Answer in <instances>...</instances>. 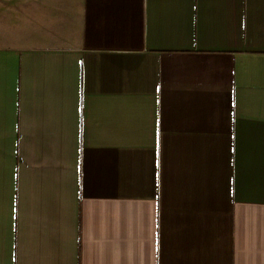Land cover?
I'll list each match as a JSON object with an SVG mask.
<instances>
[{
	"label": "crops",
	"instance_id": "0c3cea01",
	"mask_svg": "<svg viewBox=\"0 0 264 264\" xmlns=\"http://www.w3.org/2000/svg\"><path fill=\"white\" fill-rule=\"evenodd\" d=\"M0 264H264V0H0Z\"/></svg>",
	"mask_w": 264,
	"mask_h": 264
}]
</instances>
